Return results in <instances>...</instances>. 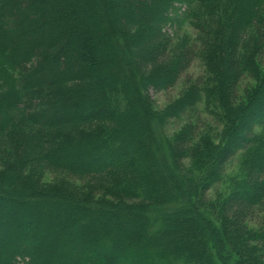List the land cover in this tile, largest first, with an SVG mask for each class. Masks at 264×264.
I'll return each mask as SVG.
<instances>
[{
  "label": "trees",
  "instance_id": "obj_1",
  "mask_svg": "<svg viewBox=\"0 0 264 264\" xmlns=\"http://www.w3.org/2000/svg\"><path fill=\"white\" fill-rule=\"evenodd\" d=\"M188 23L211 37L200 50L206 70L191 82L199 46L172 52L168 34ZM247 76L260 78L239 102ZM181 79L188 86L180 98L155 111L147 90L167 91ZM201 104L222 131L201 136L188 123L167 140L164 123L188 118ZM128 137L145 140L135 160L134 147L120 152ZM145 144L153 156L147 175L136 168L150 159ZM238 155L241 172L219 218L206 194ZM47 170L83 179L88 193L48 188ZM6 192L53 214H24L42 230L0 237V264H112V257L125 261L116 264H210L208 233H219L220 222L248 264H260L264 229L249 238L244 224L264 205V0H0V198ZM65 203L68 212L60 211ZM176 210L177 234L156 231L147 215L169 224ZM14 221L0 213V229ZM244 238L259 250L245 248ZM40 243L54 262L40 254Z\"/></svg>",
  "mask_w": 264,
  "mask_h": 264
},
{
  "label": "rangeland",
  "instance_id": "obj_2",
  "mask_svg": "<svg viewBox=\"0 0 264 264\" xmlns=\"http://www.w3.org/2000/svg\"><path fill=\"white\" fill-rule=\"evenodd\" d=\"M103 9H104V5H103ZM115 18L116 20L118 19L117 20L118 22L119 20L123 18V15L121 13H117ZM105 23H107L108 28L111 31H113V27H112L113 25L111 21L105 20ZM168 34L172 38V44H171L172 52H175V50L178 49V47L185 45V44L195 43L196 45L199 46L198 58L193 62L192 66L190 67L189 72H188V78L190 79V82H191L195 80V78L203 75L206 69H205L204 61L202 57L204 53L203 51H200V50L202 48V45L204 48L205 46L210 44V42L208 41L209 39H211L210 35H200L191 26V23L185 24L184 26L181 25L179 26V28H177V26L172 27L169 30ZM249 36H252V35H249ZM248 40H249V37L246 38V43ZM13 56H17V53H14ZM60 69L64 70V66L61 67ZM98 76L103 77L105 76V74L99 73ZM261 76H262V73H261ZM259 78L260 76L258 77L257 76L255 77L247 76V78L243 80L237 92L239 102L245 103V100H246L245 97L252 89H254L257 86ZM187 86H188L187 80L181 79V81H179L176 87L170 90H167V91L157 92L149 88L147 92H148V95L150 96L149 98H150L153 109L155 111H162V109H164V107H166L168 104L180 98V96L186 90ZM210 111L212 110L208 105L201 104L198 106L197 112L189 115L188 118L181 117L178 119L167 120V122L164 123V125L161 127L163 134L165 135V138L167 140L173 139L176 135H178L181 132L182 128H184V126H186V124L188 123L193 124L194 127L198 128L196 132L201 136L204 133H207L208 131L214 132V135L219 134L222 131V127L220 126L217 119H214L212 118L211 115H209ZM132 117L133 118L131 119V123H133L134 127L136 128L140 127L141 119L139 117L135 119L133 114H132ZM124 126H126L125 123H124ZM128 134L126 132L125 136L127 137ZM127 140L128 141L125 143V145L120 142L121 143L119 144L121 147L120 152H124L125 147L128 145L131 146V148L134 147L136 150L130 154V157H131L130 160H135L136 155L140 151L139 146H138L139 142H143L145 140H142V139L136 140L134 139V137H130V138L128 137ZM145 145L149 146V144H145ZM146 150L151 155L152 148L149 146V148H147ZM151 157L153 158V156L151 155L149 159V156H148L146 160L144 158V165L141 162L138 163V166L136 167L138 169V172L143 173V170H144V174L146 173L147 175L148 166H149V163L151 162ZM241 164H242L241 157L240 155H238L237 158H234L232 161H230L227 164L226 169H225V179L223 180V182L215 185L206 194V202L207 203L210 202L218 206L217 212H218L219 218H221L223 214L221 210H219V208H221L222 204L224 203L225 199L227 198L230 192L231 180H235L236 178H239V175L241 172ZM186 165H188L189 167L191 166L190 173L196 176L197 174L194 171V167L192 166V161H187ZM125 169L127 170L129 174L132 173V169H133L132 167H127ZM42 181H43V184L47 185V187L50 189L51 187L62 186L69 190H74L80 195H86L88 193V190H86L87 188L86 183L83 182V179L80 181L75 180V179L68 177L65 174H61V175L53 174L50 170H47L44 172ZM2 195L3 197L0 198V213H6L8 217H12L13 220L15 221L6 226L4 225L0 229V237L8 235V234L15 235L25 229H27V231H33V230L38 231V232L41 231L42 227L37 226V225L35 226L34 222L30 220L29 217L28 219L24 218L26 217L24 216V214L28 216L36 215L35 210L37 209H39L41 212L49 216L50 219L52 220L51 215L53 214V211L50 209H47V207L41 208L38 205V202H37L38 200H34V199L28 200L27 198H23V197H16L14 195L8 194L7 192ZM15 198L18 199L17 202L11 201V199H15ZM66 204L67 203H65L60 208V211L68 212V206ZM20 210L22 211V213L20 212ZM202 212H204L208 220L210 217H213L212 213H210L208 210L205 211L204 208ZM175 213H178V210L174 211L173 214L168 215L169 216L168 219L170 220L169 224L164 222L165 221L164 217L160 218V216H158L156 213H153V214L149 213L147 215L149 218L155 220L156 231L166 230L167 233L177 234L178 226H179L178 223L181 220H180V215L179 214L177 215ZM183 214H184V217L188 216L190 221H192V219L194 218V214L192 213V211L189 209L188 206L185 207V212ZM123 220L126 222L127 225H131L134 223V221H132L131 218H125ZM100 221L101 220H99L98 223H100L101 225L102 221L101 222ZM210 221H213V220L211 219ZM218 224L216 225V228L219 227L218 228L219 233H217V231L216 232L210 231L208 233L207 241L210 242L209 250H210V256H211L210 264H248V261L245 256L246 254H243L239 249L237 250V247L234 248L235 245L233 244L235 240H232V239L228 240L227 237L222 232L221 222L219 225ZM244 226L246 228L245 233L248 234L249 238H252L253 236H257L263 232L262 230L264 229V205L262 207L260 206L259 208L255 209L254 212L249 215ZM30 227H32V229ZM114 235L115 237H118L119 233H115ZM243 240L245 241L243 243L245 248L250 249V250H253V249L259 250L260 247L257 246V244H255L252 240H246V238H244ZM61 243L65 244V242H61ZM26 247H29V245L27 244ZM36 247L39 249V251L41 252L40 254L43 255L45 259H48L49 261L54 262L51 259V257L47 254L49 249L46 243H44L43 245L42 243H40ZM91 255L96 256V253L92 252ZM99 257L100 256H98V258ZM257 257H260V260H259L260 264H264V252L257 254ZM1 259H4V258L1 257L0 260ZM107 260L109 261L108 263H112V264L125 262L123 261L122 258H119V257H112L111 259L107 258Z\"/></svg>",
  "mask_w": 264,
  "mask_h": 264
}]
</instances>
